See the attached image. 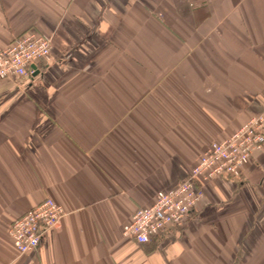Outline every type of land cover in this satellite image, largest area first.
I'll list each match as a JSON object with an SVG mask.
<instances>
[{
	"label": "crops",
	"instance_id": "obj_1",
	"mask_svg": "<svg viewBox=\"0 0 264 264\" xmlns=\"http://www.w3.org/2000/svg\"><path fill=\"white\" fill-rule=\"evenodd\" d=\"M28 31L51 48L0 81V264H264V146L182 227L122 234L264 109V0H0V48ZM47 197L63 218L18 253L9 223Z\"/></svg>",
	"mask_w": 264,
	"mask_h": 264
},
{
	"label": "built area",
	"instance_id": "obj_2",
	"mask_svg": "<svg viewBox=\"0 0 264 264\" xmlns=\"http://www.w3.org/2000/svg\"><path fill=\"white\" fill-rule=\"evenodd\" d=\"M48 36L28 31L0 48V81L32 76L37 63L50 55ZM264 146V109L251 116L230 135L211 141L189 173L171 188L157 191L154 200L136 208L123 225L122 234L146 244L169 227H182L196 202L203 196L202 184L216 177L239 178L251 153ZM64 208L45 198L8 225V235L18 253L35 249L46 230L58 225Z\"/></svg>",
	"mask_w": 264,
	"mask_h": 264
},
{
	"label": "rangeland",
	"instance_id": "obj_3",
	"mask_svg": "<svg viewBox=\"0 0 264 264\" xmlns=\"http://www.w3.org/2000/svg\"><path fill=\"white\" fill-rule=\"evenodd\" d=\"M199 158V157H198ZM197 161V160H196Z\"/></svg>",
	"mask_w": 264,
	"mask_h": 264
}]
</instances>
